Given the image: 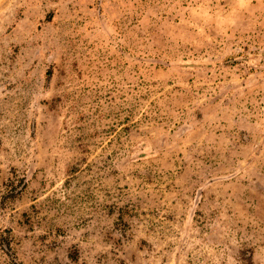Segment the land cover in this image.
I'll list each match as a JSON object with an SVG mask.
<instances>
[{"label":"rangeland","instance_id":"obj_1","mask_svg":"<svg viewBox=\"0 0 264 264\" xmlns=\"http://www.w3.org/2000/svg\"><path fill=\"white\" fill-rule=\"evenodd\" d=\"M0 264H264V0H0Z\"/></svg>","mask_w":264,"mask_h":264}]
</instances>
